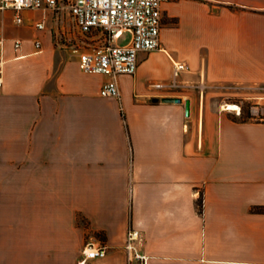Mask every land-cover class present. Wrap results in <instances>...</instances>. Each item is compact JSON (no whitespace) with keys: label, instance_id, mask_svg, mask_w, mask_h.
<instances>
[{"label":"crops","instance_id":"1","mask_svg":"<svg viewBox=\"0 0 264 264\" xmlns=\"http://www.w3.org/2000/svg\"><path fill=\"white\" fill-rule=\"evenodd\" d=\"M32 10L31 38L7 36L22 45L3 54L0 190L21 196L0 216V264H78L91 237L107 252L87 264H128L131 228L148 264H264V212L252 210L264 206V117L211 97L264 91V0L165 2L172 35L164 22L161 49L116 77L119 97L102 96L109 77L82 71L55 19L38 30ZM171 58L189 67L181 86L157 89Z\"/></svg>","mask_w":264,"mask_h":264},{"label":"built area","instance_id":"2","mask_svg":"<svg viewBox=\"0 0 264 264\" xmlns=\"http://www.w3.org/2000/svg\"><path fill=\"white\" fill-rule=\"evenodd\" d=\"M169 0H0V91L4 83V58L8 43L14 51L22 45L20 38H9L5 34V12H13L12 21L16 25L24 22L21 11L39 9L43 16L33 22L38 30L46 28V19L57 20L64 9L73 19L78 31L85 39L75 41L71 47L77 55L79 68L86 73H100L109 77L101 88L102 96L119 97L116 77L120 74L132 75L138 67L140 51L161 49V29L163 26V4ZM64 31H62L63 33ZM123 40H119L124 34ZM58 34H56L57 36ZM37 51L42 49L40 38L34 40ZM172 60L170 81H156L157 89L173 91L181 86L179 76L188 70L185 61ZM240 114V109H236ZM142 240L137 229H129L125 249L128 264H148V255L138 248ZM107 246L95 238H89L83 245L78 264L106 255Z\"/></svg>","mask_w":264,"mask_h":264},{"label":"rangeland","instance_id":"3","mask_svg":"<svg viewBox=\"0 0 264 264\" xmlns=\"http://www.w3.org/2000/svg\"><path fill=\"white\" fill-rule=\"evenodd\" d=\"M65 12H63V15H60V18L55 20L54 28L55 31H53V38L55 40L59 41V44H61V49H72L71 45L75 41H81L85 39V35L81 34L73 19L67 14V10L64 9ZM22 15L24 17H40L41 12L38 10H32V9H24L21 11ZM12 15L13 12L11 10H7L5 12V20H4V29L6 36L13 37V36H22L23 38H27L32 36V28L29 26L22 24V25H16L12 21ZM166 25L168 29V33L172 35V27L173 23L170 22L168 19H165L163 17V23L167 22ZM62 31H64L62 33ZM56 34H58L56 36ZM128 34H124L120 37V41L123 40V38H126ZM58 45V44H57ZM6 51V49H5ZM17 52V51H16ZM176 90V89H175ZM174 90V91H175ZM216 92V93H214ZM211 97H216L217 100H220V102L227 106L228 103H234L237 106H239L240 114L237 113L236 109H229L233 115L242 118V117H255L260 118L264 117V91L263 89H255V91L252 90H244V89H232V88H219L217 91H214ZM21 194H19L17 191L12 190H0V216L5 215L6 213H10L11 206L8 205L9 203L13 202V198H19ZM202 198L201 193L197 199V202ZM197 207L201 209L198 204ZM2 224V222H0Z\"/></svg>","mask_w":264,"mask_h":264},{"label":"water","instance_id":"4","mask_svg":"<svg viewBox=\"0 0 264 264\" xmlns=\"http://www.w3.org/2000/svg\"><path fill=\"white\" fill-rule=\"evenodd\" d=\"M161 100L164 102H180L182 101V98L177 97V96H165V97H162ZM185 108H186V114L188 115L189 114V100L188 99L185 100Z\"/></svg>","mask_w":264,"mask_h":264},{"label":"trees","instance_id":"5","mask_svg":"<svg viewBox=\"0 0 264 264\" xmlns=\"http://www.w3.org/2000/svg\"><path fill=\"white\" fill-rule=\"evenodd\" d=\"M122 117H123V119H125V116L123 113H122ZM244 118H246V117H242L240 119H244ZM125 128H126V132L128 133V128H127L126 123H125ZM197 204L200 208H202V198H200V200L197 202ZM252 210L255 212H264V206H255L252 208Z\"/></svg>","mask_w":264,"mask_h":264},{"label":"bare ground","instance_id":"6","mask_svg":"<svg viewBox=\"0 0 264 264\" xmlns=\"http://www.w3.org/2000/svg\"><path fill=\"white\" fill-rule=\"evenodd\" d=\"M226 107L230 109H239V106L234 103H228Z\"/></svg>","mask_w":264,"mask_h":264}]
</instances>
